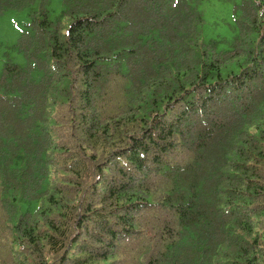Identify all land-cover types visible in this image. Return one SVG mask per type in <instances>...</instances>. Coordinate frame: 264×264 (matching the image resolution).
Listing matches in <instances>:
<instances>
[{"label":"trees","instance_id":"16d2710c","mask_svg":"<svg viewBox=\"0 0 264 264\" xmlns=\"http://www.w3.org/2000/svg\"><path fill=\"white\" fill-rule=\"evenodd\" d=\"M49 1L0 0L35 6L0 71L1 264H121L163 213L144 264H264V0L227 51L201 0Z\"/></svg>","mask_w":264,"mask_h":264},{"label":"rangeland","instance_id":"374dc122","mask_svg":"<svg viewBox=\"0 0 264 264\" xmlns=\"http://www.w3.org/2000/svg\"><path fill=\"white\" fill-rule=\"evenodd\" d=\"M238 0H201L198 10L202 15L200 28V40L212 42L219 51L231 49L232 42L236 36L233 8ZM35 6L24 8L20 11H6L0 16V71L5 63H12L20 68L26 65L23 56L16 50L15 41L18 35L26 30L28 14ZM61 10L60 0H50L48 13L50 19L58 17ZM113 83L108 89L104 106L108 108L111 92L120 95V86ZM114 86V87H113ZM157 191L168 190V186L160 181L153 187ZM161 193H158L160 195ZM169 213L158 214L154 217L152 224L146 222L140 229L142 236L131 243L122 253L121 264H144L149 259L157 256L160 252L157 237L160 229L170 220ZM9 236L6 228L4 213L0 206V264L5 259L9 249Z\"/></svg>","mask_w":264,"mask_h":264}]
</instances>
